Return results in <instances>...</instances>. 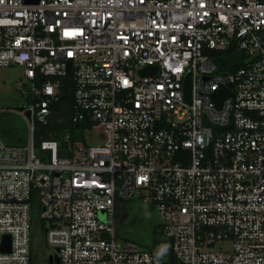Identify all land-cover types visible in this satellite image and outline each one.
I'll use <instances>...</instances> for the list:
<instances>
[{
    "label": "built area",
    "instance_id": "2783aa9c",
    "mask_svg": "<svg viewBox=\"0 0 264 264\" xmlns=\"http://www.w3.org/2000/svg\"><path fill=\"white\" fill-rule=\"evenodd\" d=\"M232 49L243 66L221 72L211 51ZM14 65L28 128L23 146L0 136V264H33L37 200L60 264H165L117 239V203L136 199L177 264H264V0H0ZM67 77L83 127L37 146ZM97 128L106 141L87 145Z\"/></svg>",
    "mask_w": 264,
    "mask_h": 264
},
{
    "label": "rangeland",
    "instance_id": "374dc122",
    "mask_svg": "<svg viewBox=\"0 0 264 264\" xmlns=\"http://www.w3.org/2000/svg\"><path fill=\"white\" fill-rule=\"evenodd\" d=\"M23 71L19 65L0 67V128L8 130L13 136L26 132L28 128L27 122L15 113V110L27 106L25 95L18 89L19 85L27 83L22 77ZM106 138L107 134L101 128L82 133L83 141L89 146L101 145ZM39 213L37 210L32 216L33 261L34 264H46L48 255L55 251L47 245ZM116 213L118 241H133L142 248H149L155 239H159L161 219L142 201H119Z\"/></svg>",
    "mask_w": 264,
    "mask_h": 264
},
{
    "label": "trees",
    "instance_id": "16d2710c",
    "mask_svg": "<svg viewBox=\"0 0 264 264\" xmlns=\"http://www.w3.org/2000/svg\"><path fill=\"white\" fill-rule=\"evenodd\" d=\"M211 52L212 55L216 57L215 61L219 65L221 72H231L243 66L242 54L236 49L226 52L216 50ZM64 80L66 81V86L63 88V97L61 101L54 106L53 114L49 122L47 124L36 123L35 141L37 146H40L41 142L46 140L62 141L67 133H71L73 139H76L78 136V128L83 127L81 124H75L72 121L74 115L72 86L74 87V84L70 82L68 77ZM0 136L9 146H23L27 140L26 132L13 136L12 133H9L8 130L4 128H0ZM33 205L35 213H37V210H39V212L41 211L38 200L37 202L34 201ZM150 209L153 211L152 207H150ZM157 238L159 239H155L151 247L144 249L152 252H163L167 259L165 264H170L172 254L171 242L164 237L162 227H160V236ZM174 264H176V261Z\"/></svg>",
    "mask_w": 264,
    "mask_h": 264
},
{
    "label": "water",
    "instance_id": "95a60500",
    "mask_svg": "<svg viewBox=\"0 0 264 264\" xmlns=\"http://www.w3.org/2000/svg\"><path fill=\"white\" fill-rule=\"evenodd\" d=\"M33 1H36L38 2V0H31V2ZM71 68V65H69V69L70 70ZM157 72V68H154V67H148V68H145L143 73L144 75H150L152 73H156ZM217 95L219 97H217ZM230 95V92L229 91H226L225 89H221L220 91H218V93H215L214 97H216V101L218 102V107H221L224 99H226V97H228ZM23 108H19V110H22ZM27 116L30 118L31 117V114L30 113H27ZM0 251L1 252H10L11 251V237L10 236H6L4 238V242L0 248ZM51 260L55 261L56 264H60V260H59V257L57 255L55 256H50ZM175 261H174V256H173V253L171 254V259H170V264H174Z\"/></svg>",
    "mask_w": 264,
    "mask_h": 264
},
{
    "label": "flooded vegetation",
    "instance_id": "af4514ba",
    "mask_svg": "<svg viewBox=\"0 0 264 264\" xmlns=\"http://www.w3.org/2000/svg\"><path fill=\"white\" fill-rule=\"evenodd\" d=\"M50 256H51V255L49 254L48 257H47L46 260H45V263H46V264H56L55 261L51 260Z\"/></svg>",
    "mask_w": 264,
    "mask_h": 264
}]
</instances>
